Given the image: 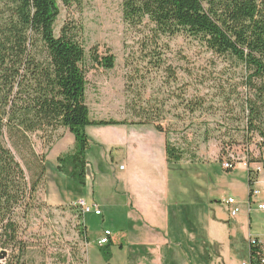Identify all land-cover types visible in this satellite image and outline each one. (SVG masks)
I'll return each instance as SVG.
<instances>
[{"label": "rangeland", "instance_id": "obj_1", "mask_svg": "<svg viewBox=\"0 0 264 264\" xmlns=\"http://www.w3.org/2000/svg\"><path fill=\"white\" fill-rule=\"evenodd\" d=\"M123 3L124 0H81L67 7L60 0L61 14L55 33L60 36L65 23L82 29L80 41L87 54V103L93 117L126 122L130 126L146 125L155 129L160 126L167 143L181 151L184 159L180 163L167 164L164 141L161 143L157 136V140L154 139L144 127H117V131L112 130L113 127H91L93 149L97 150L99 143L109 146L104 163L108 181H103L116 186L120 177V189L166 190L170 174L174 178L169 187L199 197L195 199L200 205L194 207V220H207L209 205L212 216L219 215L225 220L221 233L229 238V228L235 226V221L245 217L247 227L251 222L246 214L250 188L247 181L239 179L234 186L232 178L236 172L226 171L223 163L232 161L237 166L240 161H247L249 154L259 157L256 147L259 140L248 146L244 140V123L238 120L242 113L239 98L243 96V89L237 86L240 72H235L225 58L218 57L192 37L159 36L148 18L142 26L128 25L123 17ZM96 54L100 57L113 55L115 68L106 71L95 66L92 57ZM58 134L63 135V131ZM37 150L46 151L40 142H37ZM55 153L52 152L47 162L46 182L50 187L55 185L54 191L61 195L66 205H49L45 201L46 185L38 194L39 209L33 212L27 232L29 241L34 243L29 250L28 264H49L51 255L65 252V249L69 252L70 246L80 249L86 259L88 245L78 235V212L72 210L70 204L81 196L82 186L58 171ZM221 155L223 162H220ZM121 166L126 170L122 171ZM255 167L256 164L251 166ZM193 172L201 174L197 180L194 177V181ZM205 172L207 179L202 176ZM261 179L264 180V170L259 175V181ZM253 189L264 194V184H254ZM174 194L177 196L178 192ZM230 198L236 202L231 209H240L231 221L230 207L225 204ZM180 200L187 203V197ZM252 218L264 224V215L256 211L255 205ZM93 228L88 233L91 246L97 242L96 235L106 228H111L117 237L124 234L113 228L111 222L106 227ZM123 257L117 249L112 261L108 262L97 250L91 264H121Z\"/></svg>", "mask_w": 264, "mask_h": 264}, {"label": "trees", "instance_id": "obj_2", "mask_svg": "<svg viewBox=\"0 0 264 264\" xmlns=\"http://www.w3.org/2000/svg\"><path fill=\"white\" fill-rule=\"evenodd\" d=\"M61 1L69 7L81 0ZM59 2L0 0V256L5 253L0 264H28L34 243L27 232L46 185L48 153L63 137L58 132L68 130L76 140L75 148L57 159L58 171L85 185L87 128L127 124L92 117L82 29L65 23L56 35ZM123 17L132 27L148 18L159 36L192 37L240 72L238 120L244 123L248 146L259 140V157L249 154L246 161L252 190L259 174L251 166L264 164V0H124ZM92 58L98 68H115L111 54ZM156 130L164 133L160 126ZM37 142L45 152L37 150ZM166 156L170 164L184 159L169 143ZM71 209L78 212V235L89 245L84 215L76 206ZM66 250L51 255L49 264H87L77 247ZM104 257L110 259L107 250ZM263 259L261 245H251L250 264H262Z\"/></svg>", "mask_w": 264, "mask_h": 264}, {"label": "crops", "instance_id": "obj_3", "mask_svg": "<svg viewBox=\"0 0 264 264\" xmlns=\"http://www.w3.org/2000/svg\"><path fill=\"white\" fill-rule=\"evenodd\" d=\"M93 118L99 120L95 117ZM106 127H113L112 130L115 131L118 130L117 127H144L145 129H149L148 132L154 135V139L157 136L161 143L164 141L167 162V140L165 135L156 131L154 127L151 128L146 125L130 126L128 124ZM89 129L91 127L87 128V134L90 138V149L87 154L86 184L81 185V196H78L70 204L83 199L88 204H97L100 207L101 216H96L93 213H90L89 216H83L87 233L94 226L100 225L106 227L111 222L113 228H118L124 234L121 237H117L111 228H106L105 232L109 231L112 234L110 242L107 245H100V240L103 238L105 232L96 235L97 242L93 246L89 244L86 249L87 264L92 263V255L97 250L103 256L104 251L107 250L110 254L108 262H110L113 259L114 250L117 249L124 256L121 264H238V262L243 264L250 262L251 241L255 238L260 241L264 240V224L254 222L252 218L253 205H255L257 212L259 210L264 215V210L259 209V205L264 204V194L262 192H260L258 197H251L249 195V209L246 211V214L249 216L251 222L248 223V227L244 222L245 217H241L238 221L234 222V227L230 226L229 238H227L225 233L224 236L221 233V227L225 228V220L218 217L219 215L212 216L209 205L207 206V220H194V212L196 211L194 207L195 205H200L195 202V199L199 200V197L195 193L190 195L186 190L183 191L177 187L175 189L174 187H169L174 178L170 174L167 175L166 190L164 188H158L154 191H136L129 188L120 189V177H118L116 186L109 185L106 181H103H108V171L104 169V163L107 161L109 146L99 143V148L94 150L93 145L95 142L89 134ZM62 131L63 137L56 142L53 149L48 153L47 162L53 151L56 152L54 155L57 160L60 156L75 148L76 140L74 135L68 130ZM112 161H115V157L113 156ZM167 164L172 165L168 162ZM120 169L122 171L126 170L124 166H121ZM233 171L236 172L232 178L234 186L237 185L236 179L247 181L249 184L248 165L245 160L240 161ZM193 173L195 174H186L191 175L193 181L194 177L197 180L201 175L197 174V172ZM206 175H208L206 172L202 174L207 179ZM259 175L255 181V185L258 183L264 184L263 179L259 181ZM175 181L174 185H176ZM53 187H50L49 183L46 182L48 193L45 201L51 206L66 205L61 195H58ZM174 191L178 192L177 196L174 194ZM249 191L251 190L249 189ZM186 197L187 203L191 201V204L180 200ZM189 210H191L190 213L188 212ZM230 211H232L231 208ZM206 216L204 217L206 218ZM231 219L234 218L229 215V221ZM246 253L247 258L245 256Z\"/></svg>", "mask_w": 264, "mask_h": 264}, {"label": "built area", "instance_id": "obj_4", "mask_svg": "<svg viewBox=\"0 0 264 264\" xmlns=\"http://www.w3.org/2000/svg\"><path fill=\"white\" fill-rule=\"evenodd\" d=\"M223 167L226 170L232 168V161L231 162L230 161L229 162H225L223 164ZM254 170L258 174H260L264 170L263 165L262 164L256 165V167H255ZM250 195H251V197H258L260 195V191L259 190H256V189H252ZM225 204L231 208V205L236 204V202H235V200L233 198H230V199H228L225 202ZM72 205L80 208L83 215L90 214V213H93L96 216H101L102 215V212L100 210V207L97 204H88L83 199H80V200L74 202ZM259 209L260 210H264V204H260L259 205ZM231 210H232V211H230V216L231 217H236L239 214V212H240V209L238 207H236L234 209H231ZM111 236H112L111 232L106 231L104 233L103 238L100 240V245H107V244H109ZM251 245H254V246L255 245H261V251H262L263 257H264V240L263 241H260V240H258V239L255 238V239H253L251 241ZM262 261H263L262 264H264V259ZM243 264H250V262L249 263L245 262Z\"/></svg>", "mask_w": 264, "mask_h": 264}, {"label": "water", "instance_id": "obj_5", "mask_svg": "<svg viewBox=\"0 0 264 264\" xmlns=\"http://www.w3.org/2000/svg\"><path fill=\"white\" fill-rule=\"evenodd\" d=\"M5 256V253H3L1 256H0V259H3Z\"/></svg>", "mask_w": 264, "mask_h": 264}]
</instances>
